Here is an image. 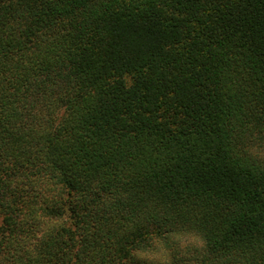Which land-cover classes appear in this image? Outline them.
I'll use <instances>...</instances> for the list:
<instances>
[{
    "label": "trees",
    "instance_id": "obj_1",
    "mask_svg": "<svg viewBox=\"0 0 264 264\" xmlns=\"http://www.w3.org/2000/svg\"><path fill=\"white\" fill-rule=\"evenodd\" d=\"M0 264H264V0H0Z\"/></svg>",
    "mask_w": 264,
    "mask_h": 264
}]
</instances>
